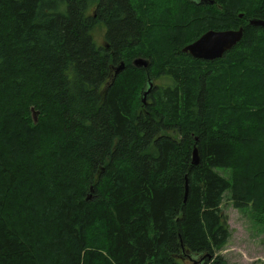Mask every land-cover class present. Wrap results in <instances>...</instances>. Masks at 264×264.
<instances>
[{
    "label": "trees",
    "instance_id": "1",
    "mask_svg": "<svg viewBox=\"0 0 264 264\" xmlns=\"http://www.w3.org/2000/svg\"><path fill=\"white\" fill-rule=\"evenodd\" d=\"M262 3L202 25L174 55L153 42L154 54L131 59L124 51L145 28L132 0H0V264H227L219 251L231 236L221 208L230 181L217 169L236 159L238 167L250 149L237 143L233 120L209 115L216 59L182 49L209 29L243 27L242 46L264 35L249 25L264 19ZM257 53L241 68L264 71ZM153 55L166 60L156 74ZM138 57L148 66L134 65ZM238 70L222 108L237 112L229 93L241 92L264 114V82ZM155 76L162 83L144 103ZM236 174L241 206L251 179ZM95 227L99 244L89 239Z\"/></svg>",
    "mask_w": 264,
    "mask_h": 264
},
{
    "label": "rangeland",
    "instance_id": "2",
    "mask_svg": "<svg viewBox=\"0 0 264 264\" xmlns=\"http://www.w3.org/2000/svg\"><path fill=\"white\" fill-rule=\"evenodd\" d=\"M223 1L225 4L223 3L222 6L197 7L188 0H132L135 9L145 23V28L142 42L137 46L126 49L124 54H127L131 59L137 57L138 53H144L147 56L148 54H154L151 51L153 48L150 46L153 42H156L160 53H172L174 55L180 47L184 46V43L186 44L198 36L197 32L202 25L219 26L231 22V13L237 15L239 13L250 14L245 9L250 10L260 7L263 0ZM262 7L264 8V1ZM240 23L244 22L241 21ZM227 26L228 28L229 26L232 28L237 27L233 24H227ZM94 34L97 42L103 44L105 28L99 25ZM262 36L250 37L247 44L235 46L222 58L216 59L214 63L222 70V76L219 75L213 80L214 98L212 107L210 106L209 109V115L212 118H218L217 124H222L225 117L233 120L235 122L233 133L236 136L237 143L241 142L243 149H250L247 155L237 161V165L241 169L235 164L237 159L232 161L231 165L218 167L217 169L221 175L230 181V187L223 195L221 208L227 216L231 236L219 251L226 259L227 264H264V114L260 112L256 99L247 97L241 92L229 93L233 105H238L240 108L237 112H230L222 108L225 101L223 97H227L229 84L233 81V68L239 69L238 73L244 70L253 71L252 76L248 74L249 78L254 80L253 84L257 80L264 82L263 70H254L250 67L248 70L241 68L247 55L251 52L257 53L255 49L261 51L257 54L264 59V39L260 40ZM153 58L155 64L151 71L156 74L161 66L166 65V60L160 57L157 62L155 55H153ZM190 62L191 60L187 58L186 63ZM191 74H193V71ZM153 82L160 84L162 79L155 76ZM231 120L228 121L231 122ZM165 133L180 138L177 132L168 131ZM237 171L240 172L242 177L246 176V178L251 179L250 182L246 183L248 189H250L247 192L251 194L248 195V200L243 202L241 206H238L234 199V182ZM258 195L261 203L256 202L255 199L249 201L250 198H255ZM89 239L95 244L101 243V227L93 228Z\"/></svg>",
    "mask_w": 264,
    "mask_h": 264
},
{
    "label": "water",
    "instance_id": "3",
    "mask_svg": "<svg viewBox=\"0 0 264 264\" xmlns=\"http://www.w3.org/2000/svg\"><path fill=\"white\" fill-rule=\"evenodd\" d=\"M197 4H213L214 0H192ZM242 17L243 14H240ZM249 25L260 26L264 28V19L252 18L249 20ZM244 36V28L238 29H209L203 33L197 40L186 45L182 50L189 53L192 57L203 60H215L222 58L229 50L236 46ZM149 64L145 58H137L134 60V65L138 67H147ZM125 68V62L115 67V75H118ZM148 87L143 93V101L146 103L149 93L154 87L153 80L148 79ZM199 158L197 149H194L193 164H198Z\"/></svg>",
    "mask_w": 264,
    "mask_h": 264
}]
</instances>
